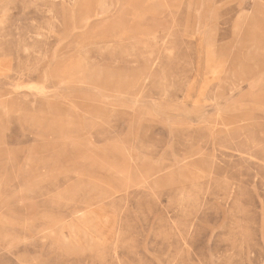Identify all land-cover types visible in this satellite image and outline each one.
<instances>
[{
    "label": "rangeland",
    "instance_id": "obj_1",
    "mask_svg": "<svg viewBox=\"0 0 264 264\" xmlns=\"http://www.w3.org/2000/svg\"><path fill=\"white\" fill-rule=\"evenodd\" d=\"M0 264H264V0H0Z\"/></svg>",
    "mask_w": 264,
    "mask_h": 264
}]
</instances>
